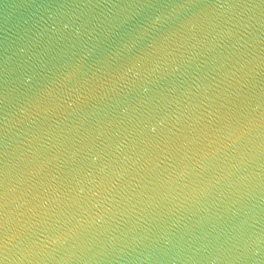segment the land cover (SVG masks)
<instances>
[{
	"label": "water",
	"instance_id": "water-1",
	"mask_svg": "<svg viewBox=\"0 0 264 264\" xmlns=\"http://www.w3.org/2000/svg\"><path fill=\"white\" fill-rule=\"evenodd\" d=\"M0 264H264V0H0Z\"/></svg>",
	"mask_w": 264,
	"mask_h": 264
}]
</instances>
